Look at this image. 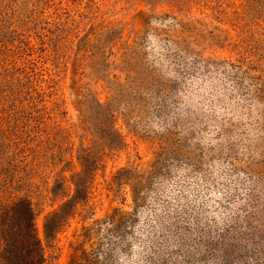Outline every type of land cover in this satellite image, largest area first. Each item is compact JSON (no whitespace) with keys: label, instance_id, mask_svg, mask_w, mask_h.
<instances>
[{"label":"rangeland","instance_id":"rangeland-1","mask_svg":"<svg viewBox=\"0 0 264 264\" xmlns=\"http://www.w3.org/2000/svg\"><path fill=\"white\" fill-rule=\"evenodd\" d=\"M21 198L47 264H264V0H0Z\"/></svg>","mask_w":264,"mask_h":264},{"label":"trees","instance_id":"trees-1","mask_svg":"<svg viewBox=\"0 0 264 264\" xmlns=\"http://www.w3.org/2000/svg\"><path fill=\"white\" fill-rule=\"evenodd\" d=\"M34 211L29 200L21 198L5 205L0 203V264H47L34 224ZM65 213L48 217L47 237H55L65 226Z\"/></svg>","mask_w":264,"mask_h":264}]
</instances>
